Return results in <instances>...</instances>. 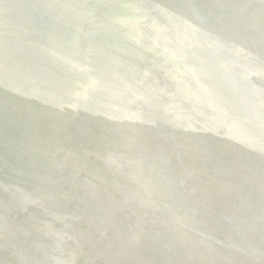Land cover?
<instances>
[{"label":"bare ground","instance_id":"6f19581e","mask_svg":"<svg viewBox=\"0 0 264 264\" xmlns=\"http://www.w3.org/2000/svg\"><path fill=\"white\" fill-rule=\"evenodd\" d=\"M0 264H264V0H0Z\"/></svg>","mask_w":264,"mask_h":264}]
</instances>
